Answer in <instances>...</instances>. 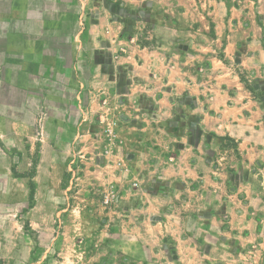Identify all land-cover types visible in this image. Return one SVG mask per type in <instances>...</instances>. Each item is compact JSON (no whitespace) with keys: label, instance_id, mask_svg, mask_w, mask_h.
I'll return each instance as SVG.
<instances>
[{"label":"crops","instance_id":"0c3cea01","mask_svg":"<svg viewBox=\"0 0 264 264\" xmlns=\"http://www.w3.org/2000/svg\"><path fill=\"white\" fill-rule=\"evenodd\" d=\"M136 2L140 8L161 3L177 15L174 26L180 28L196 25L194 16L211 15V44L222 55L130 45L116 56L126 42L123 23L104 0H0L3 149L25 143V135L38 142L42 123L51 157L65 158L71 189L72 156L103 143L95 113L119 108L117 152L131 172L119 179L123 198L110 212L124 217L131 232L149 230L151 244L117 231L111 234L112 242L121 241L117 250L146 249L166 258L170 250L161 242L170 234L180 242L173 246L176 260L166 258L171 264H247L242 257L253 247L264 253V0ZM200 60H206L201 78L193 67ZM213 134L229 137L236 148L222 149ZM132 179H140L138 191L130 188ZM190 217L199 224L195 230L188 228ZM214 238L234 239L235 245L207 248ZM215 253L239 260L205 259Z\"/></svg>","mask_w":264,"mask_h":264},{"label":"rangeland","instance_id":"374dc122","mask_svg":"<svg viewBox=\"0 0 264 264\" xmlns=\"http://www.w3.org/2000/svg\"><path fill=\"white\" fill-rule=\"evenodd\" d=\"M104 1L107 8L114 7L115 19L123 23L120 37L126 42L120 44L116 56L128 53L130 45L137 50L148 47L160 48L167 53L180 52L182 56L222 55V49L211 44V40L216 38V23L211 15L194 16L196 25L180 28L174 26L177 15L164 11L161 3L145 2L140 8L135 6L137 0ZM198 41L201 45L193 44H198ZM214 47L215 52L212 51ZM205 64L206 60H200L193 66L198 69L200 78L205 74ZM241 76L246 81L241 79L245 85L258 94L253 87L254 81H249L245 73H241ZM128 109L134 110V107L131 105ZM103 112L105 110L100 111L99 115L95 113L97 122ZM119 112V108L113 109L111 105L107 111L109 116L121 120ZM38 128L42 133L36 140L38 142L32 140L31 135H28L29 138L25 135V143L18 142L17 146L5 150L4 143L0 141V264H171V258L169 261L166 259L169 256L176 260L173 246L180 242L170 234L163 236L161 242L170 250L166 258L158 253H149L146 249H137L131 254L117 250L121 241L112 242L113 232L119 231L123 235L131 233L138 237L139 244L150 245L146 242L150 241L149 230L141 228L131 232L130 228L127 229L122 221L124 217H118L117 213L106 209L100 196L87 189L92 176L83 177L78 186L69 189L65 184L63 169L65 158L60 156L61 153L56 158L51 157V144L44 136L45 127L41 123ZM92 128L94 131L98 129L96 124ZM215 137L219 139L222 149L237 146L227 137ZM220 138H223L222 142ZM33 143L36 144L32 149ZM21 144L25 146L23 151L17 148ZM41 145H45L44 148ZM37 169L38 172H35ZM198 225L196 220L189 218L190 230H195ZM232 230L235 229L229 227V231ZM234 245V239L214 238L206 241L207 248ZM253 248L242 260H247V264H264V253L257 254V249ZM110 249H114V252ZM210 256L205 258L209 262L235 263L239 260V255L233 253L226 258L219 253Z\"/></svg>","mask_w":264,"mask_h":264},{"label":"built area","instance_id":"2783aa9c","mask_svg":"<svg viewBox=\"0 0 264 264\" xmlns=\"http://www.w3.org/2000/svg\"><path fill=\"white\" fill-rule=\"evenodd\" d=\"M107 111L101 113L98 119L103 143L93 151L80 148L70 160L69 171L72 173L71 189L78 186L83 177L90 175L89 191L100 196L106 209H113L120 205L123 198L119 179L129 174L131 167L126 158L117 152L118 144L122 143L116 130L120 119L109 116ZM130 188L138 191L141 188L140 179H132Z\"/></svg>","mask_w":264,"mask_h":264},{"label":"trees","instance_id":"16d2710c","mask_svg":"<svg viewBox=\"0 0 264 264\" xmlns=\"http://www.w3.org/2000/svg\"><path fill=\"white\" fill-rule=\"evenodd\" d=\"M241 79L246 82L243 77L241 76ZM213 136H217L216 134H213ZM228 139H230L229 137H227ZM232 140V139H230ZM233 141V140H232ZM31 194L33 195L34 194V186H33V181L31 182Z\"/></svg>","mask_w":264,"mask_h":264}]
</instances>
